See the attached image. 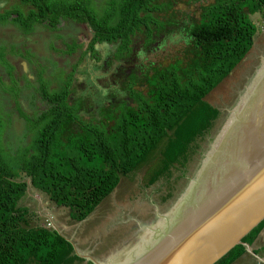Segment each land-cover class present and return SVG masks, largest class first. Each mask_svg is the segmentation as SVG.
<instances>
[{
	"label": "trees",
	"instance_id": "1",
	"mask_svg": "<svg viewBox=\"0 0 264 264\" xmlns=\"http://www.w3.org/2000/svg\"><path fill=\"white\" fill-rule=\"evenodd\" d=\"M173 1L108 0L98 13L91 0H15L9 10L0 11V24L20 27L23 34H32L37 25L54 30L62 21L87 25L93 34L87 45L92 56L95 46L103 43L118 44L121 55L129 52L136 34L145 36L148 47L165 25L176 27L153 18L169 11ZM199 8L198 18L184 29L183 59L141 69L139 86L144 84L146 93L133 88L135 81H141L136 71L123 78L121 88L132 105L126 101L111 105L102 97L92 101L99 108L98 118L85 120L81 112L89 114L92 102L82 96L68 99L70 81H65L58 93L38 83L39 97L47 107L37 116L17 107L22 120L37 132L33 153L15 169L0 151V264H92L77 256L73 244L49 221L33 223L29 209L19 205L32 190L54 207L66 209L76 224L90 218L121 179L142 167L148 168L145 188L164 186L161 205L174 197L176 182L220 116L206 96L251 50L257 33L251 17L259 13L264 18V0H214ZM68 47L72 52L81 46ZM5 49L0 47V62L10 71H5L8 79L15 68L6 62ZM94 79L88 80L92 87ZM263 232L264 220L242 242L252 248ZM245 255V247L239 245L216 264H234Z\"/></svg>",
	"mask_w": 264,
	"mask_h": 264
},
{
	"label": "rangeland",
	"instance_id": "2",
	"mask_svg": "<svg viewBox=\"0 0 264 264\" xmlns=\"http://www.w3.org/2000/svg\"><path fill=\"white\" fill-rule=\"evenodd\" d=\"M213 1L174 0L169 11L156 13L153 18L164 23L171 21L176 27L165 25L155 43L148 47H144L145 36L136 34L132 38L129 52L121 55L117 50L118 44L103 43L95 46L92 56L87 51V45L93 34L87 25L62 21L57 29L49 30L43 25H37L32 34H23L20 27L9 23L0 24V47L6 46L5 60L15 68L13 78L8 80L5 71H10L0 62V151L10 169H15L18 162L28 160L33 153L32 145L37 129L22 120L19 109L31 117L46 109V103L39 97V82L48 92L58 93L65 81H70L68 99L71 100L82 96L92 102L100 101L103 97L111 105L118 101H126L128 105H132L133 102L127 100V94L121 88L123 78L136 71L137 79L141 81H135L133 88L146 93L144 84L139 86L143 81L139 71L151 64H154V68H160L181 60L186 46L184 29L189 26L190 20L198 18L200 6ZM14 2L15 0H0V11L9 10ZM91 2L94 10L101 13L108 0ZM251 21L257 27L253 46L231 75L206 96L205 101L219 110L220 116L208 137L200 142L184 177L176 182L171 200L161 205L160 198L166 190L160 183L145 188L143 181L148 168L142 167L130 178L121 179L117 189L103 201L95 213L79 224L70 221L66 209L54 207L44 195L32 190L19 205L29 209V213L33 215V223L41 225L49 221L53 228L74 245L77 256L84 258L86 262L106 264L116 258L117 253L127 260L128 252L133 249L137 257H131V260L139 261L141 252L136 251L138 243L144 235L148 236L147 229H154L159 224L161 216L166 217L171 213L176 200L187 191L214 140L222 132L241 97L247 93L246 87L264 66V18L256 13ZM71 44L81 47L69 52L71 48L68 46ZM87 75L92 80L96 78L93 81L95 88L89 84ZM94 104L92 102L90 108L87 106L91 115L81 112L83 119L98 118L99 108L95 109ZM202 204L203 202L199 206ZM251 258L252 256L246 255L234 264H260V258Z\"/></svg>",
	"mask_w": 264,
	"mask_h": 264
},
{
	"label": "water",
	"instance_id": "3",
	"mask_svg": "<svg viewBox=\"0 0 264 264\" xmlns=\"http://www.w3.org/2000/svg\"><path fill=\"white\" fill-rule=\"evenodd\" d=\"M252 83L258 101L248 106L239 101L210 147L197 176L176 200L170 215L161 216L159 224L154 229H147L148 236L144 235L138 243L136 251L141 252L140 260H123L120 264H216L239 245L259 258L242 240L264 220V118L259 121L257 116V112L264 115V66ZM230 123L232 132L241 126V133L235 136L237 142L226 145L229 136L227 141L220 142V139ZM218 153L226 166L233 165L235 169L248 158V164L240 170L241 176L233 173L234 170L223 174L226 178L237 176L224 190L213 188L203 176L210 165H206V161L211 154L217 160Z\"/></svg>",
	"mask_w": 264,
	"mask_h": 264
},
{
	"label": "bare ground",
	"instance_id": "4",
	"mask_svg": "<svg viewBox=\"0 0 264 264\" xmlns=\"http://www.w3.org/2000/svg\"><path fill=\"white\" fill-rule=\"evenodd\" d=\"M263 65H264V61H263ZM250 84H248V86L246 87L247 93H245L243 95V97H241V101L243 103L245 102V106H248V104L251 103V102H254L255 103L256 101H258V99H257L258 94L257 93L255 94L253 92V89H254L253 83L251 85ZM263 98H264V94H263ZM257 116L259 117V121H263L264 115L262 113L257 112ZM235 118L234 119H230V122L233 121V120H235ZM229 127H231V123H230L229 126L227 124V126H226V129L227 130H226L225 134L223 135V137L220 139V142H224V141H227L226 140V137L229 136L226 145H228L231 142L233 143L234 141L237 142L235 136L237 137L241 133L240 132L241 131V126L238 127V129H237V131L235 133L232 132V130H230ZM231 134H233V135L231 136ZM218 155L219 156L217 157V160H215V156L213 154L210 155V157L208 158V160L205 163L206 165H208V164H210V165L208 166V170L203 174V176L205 177V179L208 178L209 183H210V185L213 188H217L218 187V188L224 190V189H227L230 185H232L234 183V180L237 179V176H233V177L226 178V177H224L223 174H230L234 170L233 173L241 176V173L242 172L240 170L243 168V166H245V165L248 164L247 163L248 158H245L242 166H238V168L235 169V168H233L234 167L233 165L232 166H229V167H228V165L226 166L225 165L226 164L225 163L226 161L223 160V158L221 157V155L219 153H218ZM253 161H254V163L257 162L256 160H253ZM217 179H220V182H218ZM214 194H216V192ZM169 215H167L166 217H168ZM167 222H169V221H167ZM149 232H151V231L149 230ZM128 253L129 254L126 256V257H128L127 261L128 262H131L132 261L131 260V257L132 258H135L134 249L131 252H128ZM117 255H116L117 256L116 258H114L110 262H107L106 264H120L121 261H123V260L126 259L120 253H117Z\"/></svg>",
	"mask_w": 264,
	"mask_h": 264
},
{
	"label": "crops",
	"instance_id": "5",
	"mask_svg": "<svg viewBox=\"0 0 264 264\" xmlns=\"http://www.w3.org/2000/svg\"><path fill=\"white\" fill-rule=\"evenodd\" d=\"M252 251L257 252V256L261 259L260 264L264 263V255H261L260 253L264 254V232L261 234V236L255 241V243L252 246ZM247 255L252 256L251 254L247 253ZM246 256V255H245ZM244 258V257H243ZM255 258L252 256L251 259ZM258 264V263H257Z\"/></svg>",
	"mask_w": 264,
	"mask_h": 264
},
{
	"label": "flooded vegetation",
	"instance_id": "6",
	"mask_svg": "<svg viewBox=\"0 0 264 264\" xmlns=\"http://www.w3.org/2000/svg\"><path fill=\"white\" fill-rule=\"evenodd\" d=\"M96 73H98V72H96ZM90 78H91V77H88L89 80H92V78H91V79H90ZM79 82H80V81H79Z\"/></svg>",
	"mask_w": 264,
	"mask_h": 264
},
{
	"label": "clouds",
	"instance_id": "7",
	"mask_svg": "<svg viewBox=\"0 0 264 264\" xmlns=\"http://www.w3.org/2000/svg\"><path fill=\"white\" fill-rule=\"evenodd\" d=\"M256 255V254H255ZM82 258V257H81ZM82 259H84V258H82ZM88 261V260H87ZM86 262V261H85ZM89 262H91V261H89ZM87 263V262H86ZM92 263V262H91Z\"/></svg>",
	"mask_w": 264,
	"mask_h": 264
}]
</instances>
